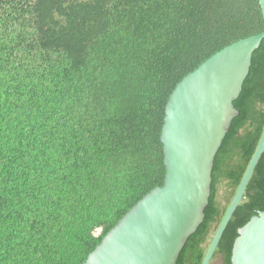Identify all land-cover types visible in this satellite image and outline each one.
<instances>
[{"label":"trees","instance_id":"trees-1","mask_svg":"<svg viewBox=\"0 0 264 264\" xmlns=\"http://www.w3.org/2000/svg\"><path fill=\"white\" fill-rule=\"evenodd\" d=\"M263 29L258 0H0V264L84 263L162 186L177 83ZM233 106L177 264H201L264 129V40ZM263 211L264 153L211 262L231 264L237 230Z\"/></svg>","mask_w":264,"mask_h":264},{"label":"water","instance_id":"water-1","mask_svg":"<svg viewBox=\"0 0 264 264\" xmlns=\"http://www.w3.org/2000/svg\"><path fill=\"white\" fill-rule=\"evenodd\" d=\"M264 26V0H258ZM264 40L261 33L240 39L205 60L170 94L160 133L165 175L161 187L139 200L102 238L82 264H177L205 218L212 169L234 108ZM264 153V129L237 189L206 249L209 264L246 186ZM231 264H264V211L237 230Z\"/></svg>","mask_w":264,"mask_h":264},{"label":"rangeland","instance_id":"rangeland-1","mask_svg":"<svg viewBox=\"0 0 264 264\" xmlns=\"http://www.w3.org/2000/svg\"><path fill=\"white\" fill-rule=\"evenodd\" d=\"M227 191L228 190H227L226 185L224 183L218 185L216 201H217V204L221 207H223L225 205V201H227V197H226Z\"/></svg>","mask_w":264,"mask_h":264},{"label":"flooded vegetation","instance_id":"flooded-vegetation-1","mask_svg":"<svg viewBox=\"0 0 264 264\" xmlns=\"http://www.w3.org/2000/svg\"><path fill=\"white\" fill-rule=\"evenodd\" d=\"M225 182V181H224ZM225 184H226V182H225ZM227 187V186H226ZM209 264H216V263H212L211 261H210V263Z\"/></svg>","mask_w":264,"mask_h":264}]
</instances>
